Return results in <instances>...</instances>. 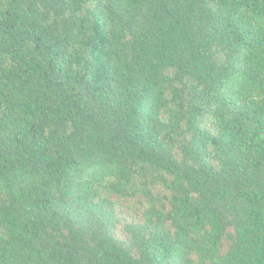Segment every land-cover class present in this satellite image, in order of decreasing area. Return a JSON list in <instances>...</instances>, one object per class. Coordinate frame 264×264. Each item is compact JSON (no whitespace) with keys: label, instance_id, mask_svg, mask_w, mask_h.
<instances>
[{"label":"trees","instance_id":"trees-1","mask_svg":"<svg viewBox=\"0 0 264 264\" xmlns=\"http://www.w3.org/2000/svg\"><path fill=\"white\" fill-rule=\"evenodd\" d=\"M0 264H264V0H0Z\"/></svg>","mask_w":264,"mask_h":264},{"label":"rangeland","instance_id":"rangeland-1","mask_svg":"<svg viewBox=\"0 0 264 264\" xmlns=\"http://www.w3.org/2000/svg\"><path fill=\"white\" fill-rule=\"evenodd\" d=\"M116 201V206L119 210V213L126 216H135V214L138 211L139 205L135 201L131 200H115Z\"/></svg>","mask_w":264,"mask_h":264}]
</instances>
